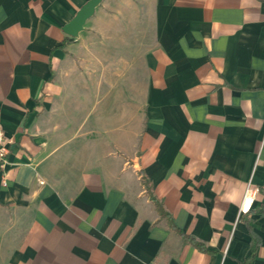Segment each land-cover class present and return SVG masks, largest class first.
I'll return each mask as SVG.
<instances>
[{
	"label": "crops",
	"instance_id": "crops-1",
	"mask_svg": "<svg viewBox=\"0 0 264 264\" xmlns=\"http://www.w3.org/2000/svg\"><path fill=\"white\" fill-rule=\"evenodd\" d=\"M86 2L0 0V264H264V0Z\"/></svg>",
	"mask_w": 264,
	"mask_h": 264
},
{
	"label": "built area",
	"instance_id": "built-area-1",
	"mask_svg": "<svg viewBox=\"0 0 264 264\" xmlns=\"http://www.w3.org/2000/svg\"><path fill=\"white\" fill-rule=\"evenodd\" d=\"M11 140L6 136L3 127L0 124V174L2 177V185H6V179L4 176V170L8 161V154L10 152ZM257 195V188L248 184L239 207V214L248 212L253 204V201Z\"/></svg>",
	"mask_w": 264,
	"mask_h": 264
},
{
	"label": "water",
	"instance_id": "water-1",
	"mask_svg": "<svg viewBox=\"0 0 264 264\" xmlns=\"http://www.w3.org/2000/svg\"><path fill=\"white\" fill-rule=\"evenodd\" d=\"M99 2L100 0H88L76 13L74 18L63 26V31L71 37H76L78 32L83 29L86 19L94 13V9Z\"/></svg>",
	"mask_w": 264,
	"mask_h": 264
},
{
	"label": "trees",
	"instance_id": "trees-1",
	"mask_svg": "<svg viewBox=\"0 0 264 264\" xmlns=\"http://www.w3.org/2000/svg\"><path fill=\"white\" fill-rule=\"evenodd\" d=\"M149 195L151 200L155 203L156 208L158 210V212L160 213V215L162 216H168V214L165 212L162 204L157 200V198L152 194L151 190H148ZM170 226L173 227V229H175L178 233H180L184 239H187L188 241L192 242L193 244H195L196 246H198L200 249H204V246L198 242H196L192 237H189L187 235H185L184 233H182L178 228H176L173 223L170 222ZM253 244L251 246V255L248 259H246L244 262H242V264H250V261L252 260L253 257V253L255 252L256 246L258 245L257 242V238L255 236H253Z\"/></svg>",
	"mask_w": 264,
	"mask_h": 264
},
{
	"label": "rangeland",
	"instance_id": "rangeland-1",
	"mask_svg": "<svg viewBox=\"0 0 264 264\" xmlns=\"http://www.w3.org/2000/svg\"><path fill=\"white\" fill-rule=\"evenodd\" d=\"M99 3H100V2H99ZM99 3H98V4H99Z\"/></svg>",
	"mask_w": 264,
	"mask_h": 264
}]
</instances>
